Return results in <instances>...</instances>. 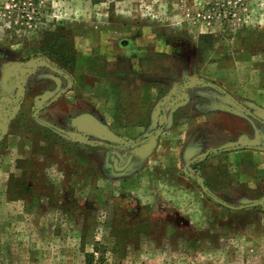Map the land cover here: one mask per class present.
Wrapping results in <instances>:
<instances>
[{"label": "rangeland", "instance_id": "374dc122", "mask_svg": "<svg viewBox=\"0 0 264 264\" xmlns=\"http://www.w3.org/2000/svg\"><path fill=\"white\" fill-rule=\"evenodd\" d=\"M263 52L264 0H0V122L17 112L0 143V264H264V248L240 246L233 226L205 215L219 204L195 182L202 167L183 166L178 177L152 171L139 158V130L125 139L86 118L76 126L88 95L74 88L77 70H93L96 86L126 84L139 104L147 83L161 98L171 82L203 78L195 92L208 105L193 111L228 106L236 119L234 102L209 83L230 86ZM55 102L67 119L53 125L82 139L47 124ZM222 185L233 206L264 200V186ZM139 191L154 205L145 210L153 229L139 224ZM184 191L190 218L202 216L191 231L180 215Z\"/></svg>", "mask_w": 264, "mask_h": 264}, {"label": "crops", "instance_id": "0c3cea01", "mask_svg": "<svg viewBox=\"0 0 264 264\" xmlns=\"http://www.w3.org/2000/svg\"><path fill=\"white\" fill-rule=\"evenodd\" d=\"M232 66V70H235V65ZM238 70L239 76H236V74L232 76L235 79L230 83L232 89L229 88L230 86L217 83L219 87L232 94L239 103L254 114L252 116L246 109L234 103L239 111L236 119L231 116H235V114L231 112L228 106H222L217 111L206 110L201 115L193 111L196 109L195 106L197 104H200L204 108L208 105L206 101L200 102L195 92L199 89L203 90L205 83L189 84V82H186V84L182 85L177 82H171L168 95H164L161 98L160 86L147 83L145 90L142 91V95L145 92L146 99L136 104L129 101L128 86L126 84L108 85L107 87L96 86L97 81L95 80L97 74L95 71L89 70L84 75L77 70L74 78V88L80 91L78 89L80 87L83 90L80 93L82 92L83 95H88V97H79L81 99L78 101L81 105L77 104V113L79 115L75 119V125L79 127V125L84 124L77 123V121L86 118L93 127L102 124L108 131H111L113 134L123 135L125 139L129 136V132L139 130V137H142L140 138L139 145H144L143 148L152 143L158 131H160L161 134L157 137L154 147L148 152L144 151L140 153L139 158L145 161L146 166H150L152 171L156 167H162L175 177L181 175L183 166L202 167V178L199 177L195 182L200 184L201 188L205 187L207 189L209 194L206 192L205 194L208 197L213 195L220 200L225 199L227 196L219 193L217 190L223 188L222 184L227 181L232 182L236 188L244 183L248 185H261L263 187L264 61L262 63L256 59L253 61L249 60L246 68L239 67ZM221 77L223 81H227L223 78L225 74ZM91 79L95 83L91 84ZM200 79L204 80L203 78ZM83 86L85 87L84 89L82 88ZM149 91L152 93L151 98L148 100L149 96L147 97V93ZM20 93L24 98L27 97V91L22 90ZM105 96L106 98L104 99L103 97ZM155 98L158 99L156 100ZM13 102H16V100ZM203 102H205V106L201 104ZM9 104L13 106L10 101L8 102V106ZM181 104H183V108ZM137 107L139 116H137L138 111H135ZM62 110V105L59 103L55 102L49 105L45 108L44 112H55L52 117H49L47 114L46 119L52 125L63 126V123L59 121L60 117H63ZM185 111H187V114L184 115L183 112ZM12 113V115L10 113V117L8 118L7 115L1 118L0 143L1 141L4 142L10 139L9 136L5 135L11 127L10 124L13 117L17 114L16 111ZM64 118L67 119L66 116ZM152 131L154 132L152 133ZM209 131H212V136L210 137L211 139L213 138L212 140H208ZM258 134L260 135L258 142L252 144L257 139ZM208 151L210 152L206 156ZM158 153L159 157L156 156ZM187 159L190 160L187 161ZM150 167L149 169H151ZM151 176L153 177L154 175L152 174ZM192 179L194 178H183V181L180 182L185 183V185H192ZM185 192H183L184 195H181L182 198L179 195L175 196V193L173 197L174 199L175 197H180V199L184 200L180 215H183V220L185 217L189 218L187 229L191 231L193 230L192 226H196L198 216H202L200 212H195L194 221L190 218L193 215V211L188 201L192 198V193L189 191L190 197H188ZM140 193L139 191V199L141 200L139 202V224L143 229H153L154 226L151 227V224L154 225L157 222H150L148 213H145V210H150L151 214H153L155 210L154 205L149 203L147 197L140 196ZM217 206L205 208V215L215 216L223 225L233 226L234 231H231L234 236L232 237L238 238L241 241L240 246L264 248L263 207L256 206L231 210L220 204L219 207ZM224 210L229 213L227 214ZM182 223L183 221L181 220L172 222L171 226L169 224L167 227V230L169 227H174L173 225H177V229H179L180 227L178 226H181ZM202 225L199 224L198 227ZM198 230L200 229L198 228ZM237 233L239 234L237 235ZM184 243V245H187V242Z\"/></svg>", "mask_w": 264, "mask_h": 264}, {"label": "water", "instance_id": "95a60500", "mask_svg": "<svg viewBox=\"0 0 264 264\" xmlns=\"http://www.w3.org/2000/svg\"><path fill=\"white\" fill-rule=\"evenodd\" d=\"M192 83H205V81L202 80V79H194V78H192V79H190L189 84H192ZM209 85H210V86H214L215 88H218L219 90H221L223 93H225V94L227 95V97H228L231 101H233L235 104H237V105L240 106L241 108L246 109V111H247L248 113H250L252 116H254V114H253L252 112L248 111L247 108H245L241 103H239V102H238V101H237L232 95L228 94L223 88L219 87L218 85L212 84V83H209ZM47 124H48L49 126H51L52 128H55V129L59 130L60 132H62V133H64V134H68L69 136H71V134L68 133V132H66L65 130L60 129V128H58V127H56V126H54V125H52V124H50V123H47ZM160 134H161V132L158 131V133H157V135L155 136V138L153 139L152 143H150L149 145H147V146L145 147V151H146V152L150 151V150L154 147V145L156 144L157 137H158ZM71 137H72L73 139H75V140H79V139H82V138H83L82 135H79L77 138H75V137H73V136H71ZM259 138H260V135L258 134V135H257V139H255V140L252 142V144H256V143L258 142ZM209 152H210V151H208V153L206 154V156L209 154ZM202 188H203L204 192H206L207 194H209V193L207 192V189H206L205 187H202ZM211 197H212V198H213L218 204H220V205H222V206H224V207H226V208H229V209H231V210H239V209H244V208H250V207H256V206L264 205V200H259V201H257V202H253V203L246 204V205H243V206H240V207H236V206H233V205H231V204H228V203H226V202H224V201L218 199L217 197H215V196H213V195H212Z\"/></svg>", "mask_w": 264, "mask_h": 264}]
</instances>
